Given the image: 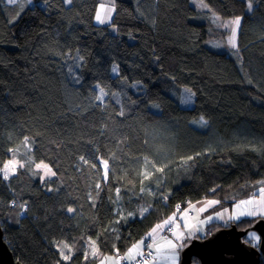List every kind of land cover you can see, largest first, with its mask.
<instances>
[{"label":"trees","instance_id":"obj_1","mask_svg":"<svg viewBox=\"0 0 264 264\" xmlns=\"http://www.w3.org/2000/svg\"><path fill=\"white\" fill-rule=\"evenodd\" d=\"M203 1L224 19L242 18L236 58L207 46L225 35L193 22L191 0H115L117 34L95 24L99 0H0V169L25 148V136L35 141L31 164L8 180L0 171V224L17 261L95 264L90 241L99 255L125 253L180 213L177 205L207 198L231 208L259 196L264 0H251V12L246 0ZM96 85L107 93L103 104L94 99ZM185 89L195 93L192 104L184 103ZM96 149L109 159L107 185L99 162L93 169L78 160ZM41 162L53 178L41 180ZM260 218L213 222L203 238L232 225L245 230ZM250 234L244 241L257 247L260 239Z\"/></svg>","mask_w":264,"mask_h":264},{"label":"snow or ice","instance_id":"obj_2","mask_svg":"<svg viewBox=\"0 0 264 264\" xmlns=\"http://www.w3.org/2000/svg\"><path fill=\"white\" fill-rule=\"evenodd\" d=\"M48 0H44V3H47ZM7 3L9 5H15L17 3V0H7ZM27 3L31 5L33 3V0H27ZM63 3L66 5H71L73 3V0H63ZM246 5L249 11H252L253 4L251 0H246ZM206 7V5H204ZM116 12V6H115V0H113V3L110 7H105V5L101 4L99 6V11L95 14V20L99 24H108L110 27L115 28V25L112 22V15ZM142 16L143 13H140ZM240 17H236L235 19L231 20L227 24H223L222 27H225L230 30V36L228 39V44L233 48L236 49V54L239 55V48L236 44V36L237 31L241 24ZM70 58H73L70 56ZM74 59L77 61V64L75 67H79V62L83 59L82 56L79 55V52L77 51L76 57ZM112 71L114 73L119 74L118 67H113ZM69 72L71 74V79L74 83H80V77L77 75L75 71L72 70V66L69 67ZM96 88L98 89V95L94 97L95 100L100 101L101 104H103L104 97L107 95V93L104 91L103 87H100L99 85H96ZM187 93H189V96L185 99L184 103H192V96L195 95L194 92H192L191 89H185ZM119 115L123 116L124 113L121 110L119 112ZM200 123L202 125L207 124V121L201 117ZM99 135H103V129L98 133ZM25 146L28 148V152H31V145L35 144V141L29 142V139L27 136L24 137ZM11 151V149H10ZM188 159H192V157H189ZM79 162H82L83 165H90L91 168L95 169L97 167V163L102 166L101 168V175L105 182V185H107L110 168H109V159L103 157L99 149H96L92 155L89 158H85L84 155H80L78 158ZM29 164H31V160L29 159L27 161ZM19 162L15 159L13 156L12 159L8 161L7 164L3 166L0 171H2L3 176L2 179L8 180L10 173L14 174L16 165ZM20 167H23V164H20ZM35 167L37 169L42 168L43 175L41 176V180H43L46 176H55L56 172H54L48 164H45L43 162L35 164ZM80 167V164H77V168ZM155 167V166H153ZM157 171H163V168H157ZM144 179H148L150 173L144 172L143 174ZM114 177V172H113ZM261 187L259 188V198H256V193H253L252 198L248 200L241 201L235 205V208L237 210L236 215L232 216H226L227 209L224 211H217L215 213V219L224 221L227 223L229 220L237 219L239 220L242 216H264V180L260 181ZM96 189L99 190L101 188V185L99 182L95 185ZM51 191V187L48 189ZM144 189H141V192H143ZM149 192H152V189L148 190ZM212 192H215L216 189H211ZM117 198H119V189H116ZM99 194V193H97ZM89 198L92 199L91 194H89ZM164 200H167V196L163 197ZM202 206L197 207L196 204H192L189 202L188 206L181 212L180 205H177V211L180 212L179 217L177 215H172L168 219L164 220L162 223L157 224L149 233L150 242L145 244L144 240H140L139 242L132 245L131 248H129L126 252V254L123 257L119 256V250H115V254L112 256L107 257H98L100 260V264H122V261L124 264H178L179 261V255L180 250L186 246L185 241L190 240L193 237H196L198 233L204 232V226L208 225L212 220L213 216L209 215L206 219L201 220L200 214L205 212L207 208L216 206L220 203L217 199H205L203 201L198 202ZM95 204L93 203V207ZM251 206V207H250ZM23 207V205H21ZM148 209L145 208L144 211H147ZM68 212H73V208H68ZM191 213H195V216L190 215ZM129 215H132V213H129ZM183 222V230H181V223ZM119 222V221H117ZM167 229L168 233L171 237L169 238V235H159V233L163 230ZM249 238L251 240L259 241V236L255 233H251L249 235ZM90 245L92 246L91 255L93 258H97V251L95 250V242L90 241ZM65 248H67V245H65ZM70 252V249H69ZM60 255L64 260H69L71 257L68 254H65L63 251L60 252ZM84 259H88V254H84Z\"/></svg>","mask_w":264,"mask_h":264},{"label":"water","instance_id":"obj_3","mask_svg":"<svg viewBox=\"0 0 264 264\" xmlns=\"http://www.w3.org/2000/svg\"><path fill=\"white\" fill-rule=\"evenodd\" d=\"M250 232L256 233L260 241L256 246L244 241ZM264 256V218L251 227L239 230L235 225L211 233L207 238L191 241L181 252L180 264H260ZM0 264H22L17 261L4 240L0 224Z\"/></svg>","mask_w":264,"mask_h":264},{"label":"rangeland","instance_id":"obj_4","mask_svg":"<svg viewBox=\"0 0 264 264\" xmlns=\"http://www.w3.org/2000/svg\"><path fill=\"white\" fill-rule=\"evenodd\" d=\"M5 2L7 3V0H5ZM17 2H18V0H17ZM112 3H113V0H99V5H98V8H97V11H99V6L101 5V4H103V5H105V7L107 8V7H110L111 5H112ZM8 4V3H7ZM9 5V4H8ZM33 5V3L31 4V6ZM191 5L197 10V13H196V15L193 17V22H196V23H208V26H209V29H210V31H213V30H215V31H218V32H221V33H224V35H225V38L223 39V40H220V39H214V40H211V41H208L207 42V46H209V47H211V48H213V49H215V50H220V51H222V50H226V51H228V53L230 54V55H232L234 58H236V56H237V54H236V49H233L229 44H228V39H229V36H230V30L229 29H227V28H225V27H222V25L223 24H227L228 22H230L231 20H233V19H224V18H222V17H220L219 15H217L216 13H214L211 9H210V7H209V5L205 2V1H203V0H191ZM204 5H206V7L204 6ZM150 6H146L145 7V9L147 10V11H149V8ZM253 9V8H252ZM96 11V12H97ZM247 11H249V10H247ZM249 12H251V11H249ZM114 14H115V12L113 13V15H112V20H113V17H114ZM95 24L96 25H108V24H99L96 20H95ZM109 26V25H108ZM240 26H241V24H240ZM110 30H111V32L113 33V34H117V29H116V27L115 28H113V27H110ZM239 30H240V27H239V29H238V31H237V36H236V44H237V41H238V33H239ZM113 67H117V65H114ZM113 76H117V73H114L113 72ZM188 104H192V103H188ZM29 139V138H28ZM29 142H31V140L29 139ZM33 150V145H31V151ZM20 155H23L24 156V159H21L20 158ZM12 156H14L15 157V159L19 162L17 165H16V168H15V171H14V174L16 173V170H17V168L18 167H20V164H23V166H25L26 164H27V160L26 159H29L30 158V153L28 152V148L25 146V148H23V149H21V150H14L13 152H12ZM12 159V158H11ZM9 161V160H8ZM8 161L6 162V164L8 163ZM38 170H41L42 171V173H43V169L42 168H40V169H38ZM3 174V173H2ZM13 173H10V175H9V178L12 176V175H14ZM54 176H46L44 179H49V178H53ZM252 198V197H251ZM248 199H250V198H248ZM248 199H244V200H248ZM203 200H205V199H203ZM203 200H199V201H196V202H194V203H192V204H196V206L199 208V207H201L202 205L200 204V203H198V202H200V201H203ZM244 200H238L235 204H233V206H235L237 203H239V202H241V201H244ZM214 207H216V206H213V207H209V208H207V209H214ZM224 207V206H223ZM251 207V206H250ZM225 208L227 209V211H228V207L227 206H225ZM225 210V209H224ZM232 213H233V216H235L236 215V212H237V210H236V208L234 207L233 208V210L231 211ZM216 213V212H215ZM215 213L213 214L214 216H215ZM180 213H177V217H178V215H179ZM190 215H193V216H195V213H191ZM229 215H230V213H229ZM228 215V216H229ZM244 217H249V216H242L241 218H244ZM252 217H255V216H252ZM252 217H250V218H252ZM200 219H201V217H199ZM240 218V219H241ZM239 219V220H240ZM237 220V219H236ZM213 222H218V220L217 219H214V220H212L209 224H211V223H213ZM205 227L206 226H204V229H205ZM207 228V227H206ZM250 233H254V232H250ZM249 233V234H250ZM256 234V233H255ZM257 235V234H256ZM201 238H203V237H201ZM194 240V239H193ZM140 241V240H139ZM192 241V240H191ZM191 241L189 242V243H187V245H189L190 243H191ZM186 245V246H187ZM185 246V247H186ZM184 247V248H185ZM184 248H182L181 250H180V255H179V264H180V259H181V252H182V250L184 249Z\"/></svg>","mask_w":264,"mask_h":264},{"label":"crops","instance_id":"obj_5","mask_svg":"<svg viewBox=\"0 0 264 264\" xmlns=\"http://www.w3.org/2000/svg\"><path fill=\"white\" fill-rule=\"evenodd\" d=\"M256 198L258 199L259 198V196H256ZM236 203V202H235ZM234 203V204H235ZM235 206H232L231 208H228V211L226 212V216H228L229 215V213H230V215H232L233 216V213L231 212L232 210H233V208H234ZM224 209H226L225 207H223L220 203L218 204V205H216V207H214V209H207L205 212H203V213H201L200 214V217H201V220H203V219H206L209 215H212L213 216V220L215 219V216L213 215L215 212H217V211H224ZM180 215V214H179ZM179 215H178V217H179ZM193 216V215H192ZM261 215H258V216H255L254 218H256V217H260ZM261 217H263V216H261ZM244 218H250V217H244ZM241 219H243V218H241ZM240 219V220H241ZM236 221H239V220H236V219H232V220H229L227 223H225L224 221H220V220H218V223H221V224H223V225H225V226H228V225H231L232 224V222H236ZM162 223V222H161ZM181 223V230H183V222L181 221L180 222ZM160 224V223H159ZM209 225V224H208ZM208 225H206V227L208 226ZM206 227H205V229H204V232H202V233H198L197 234V236L196 237H193L192 239H190V240H186L185 241V244L187 245V243H189L191 240H193V239H197V238H201V237H205L206 236ZM166 230V229H165ZM165 230H163V231H161L160 233H159V235H166L165 234ZM151 233V232H150ZM169 235V238H173V237H171L170 236V234H168ZM147 237H149V234L147 235ZM150 238V237H149ZM126 254V252L125 253H123V256ZM112 255H114V254H111V255H99V254H97V260H96V263L95 264H100V260H99V258L98 257H107V256H112ZM178 264H179V261H178Z\"/></svg>","mask_w":264,"mask_h":264},{"label":"built area","instance_id":"obj_6","mask_svg":"<svg viewBox=\"0 0 264 264\" xmlns=\"http://www.w3.org/2000/svg\"><path fill=\"white\" fill-rule=\"evenodd\" d=\"M180 206H181L180 211L182 212V211L185 209V207L183 208L182 205H180ZM167 233H168V230H167ZM149 242H150V239H146V240H145V244H147V243H149ZM119 256H120V257H123V255H122L121 253H119ZM122 264H124L123 261H122Z\"/></svg>","mask_w":264,"mask_h":264},{"label":"bare ground","instance_id":"obj_7","mask_svg":"<svg viewBox=\"0 0 264 264\" xmlns=\"http://www.w3.org/2000/svg\"><path fill=\"white\" fill-rule=\"evenodd\" d=\"M146 239H147V237H145V238H144V239H142V240H144V241H145ZM121 254L123 255V253H121Z\"/></svg>","mask_w":264,"mask_h":264}]
</instances>
